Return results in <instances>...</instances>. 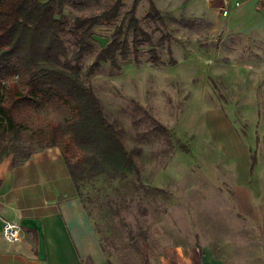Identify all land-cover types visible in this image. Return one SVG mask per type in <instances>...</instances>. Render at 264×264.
Segmentation results:
<instances>
[{"label":"rangeland","instance_id":"rangeland-1","mask_svg":"<svg viewBox=\"0 0 264 264\" xmlns=\"http://www.w3.org/2000/svg\"><path fill=\"white\" fill-rule=\"evenodd\" d=\"M114 1L68 0L63 16L72 24L76 16L98 14ZM133 1L125 0L113 24L95 28V52L81 60L82 67L106 45ZM260 1L254 13L261 22L245 28L240 17L246 14L250 20V11L230 23L220 2L154 0L165 17L162 24L147 17L149 0H141L137 16L153 34V44L141 47L139 62L132 56L121 61L120 70L104 63L84 78L133 151L141 181L162 190L138 188L134 174L125 180L98 177L82 185L101 247L113 264H146L145 257L151 264L177 244L212 248L233 258L245 249L256 251L262 218L257 199L264 198ZM167 34L170 40L162 43ZM70 37L63 36L71 53ZM154 47L162 63L151 60ZM66 115L59 108L40 110L44 121H64ZM32 130L20 134L19 144L27 151L40 147ZM242 194L253 202L241 204Z\"/></svg>","mask_w":264,"mask_h":264},{"label":"trees","instance_id":"trees-1","mask_svg":"<svg viewBox=\"0 0 264 264\" xmlns=\"http://www.w3.org/2000/svg\"><path fill=\"white\" fill-rule=\"evenodd\" d=\"M67 1L0 0V162L12 156L15 166L37 150L57 146L83 202L82 185L98 177L125 180L134 174L138 188L162 191L141 181L133 151L84 79L92 77L104 63L120 70L121 61L132 56L139 62L141 47L153 44V34L137 16L141 0L133 1L109 41L85 68L81 60L95 52V28L119 19L125 0H115L98 14L76 16L72 24L63 16ZM149 4L147 17L166 24L154 0ZM67 34L74 46L71 53L63 38ZM165 40H170L169 34L161 38L162 43ZM150 57L154 63H162L155 47ZM51 107L66 111L64 121L40 119V110ZM29 129L38 136L40 147L27 151L19 140ZM85 208L91 217V210L87 205ZM108 262L113 264L110 259ZM145 263L150 264L146 257Z\"/></svg>","mask_w":264,"mask_h":264},{"label":"crops","instance_id":"crops-1","mask_svg":"<svg viewBox=\"0 0 264 264\" xmlns=\"http://www.w3.org/2000/svg\"><path fill=\"white\" fill-rule=\"evenodd\" d=\"M236 1L240 6H234ZM257 2L231 0L226 15L230 23L242 12L250 11V20L246 14L240 17L242 26L250 28L252 23L256 24L260 19L254 13ZM12 161L13 157L9 156L0 162V264H87L86 260L90 264H109L61 149L51 146L37 150L15 166ZM249 173L252 181L251 167ZM257 200V209L261 206L257 212L262 218H259L256 251L251 249L249 254L245 249L233 258L212 248L191 250L177 244L168 247L151 264H264V198ZM239 201L246 205L253 199L242 194ZM7 221L23 227L25 236L21 242L10 243L4 239L2 230Z\"/></svg>","mask_w":264,"mask_h":264},{"label":"built area","instance_id":"built-area-1","mask_svg":"<svg viewBox=\"0 0 264 264\" xmlns=\"http://www.w3.org/2000/svg\"><path fill=\"white\" fill-rule=\"evenodd\" d=\"M219 1L223 3V6L221 7L222 13L224 15H228L229 8L227 4L231 2V0H219ZM235 5L239 6L240 2L236 1ZM258 5H259L258 8L264 11V0L260 1ZM2 232L4 239L10 243H19L24 239L25 236L23 227L15 221L5 222Z\"/></svg>","mask_w":264,"mask_h":264}]
</instances>
